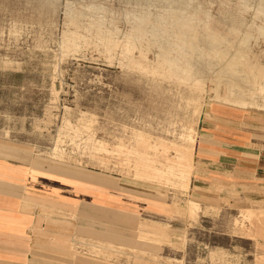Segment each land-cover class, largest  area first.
Returning <instances> with one entry per match:
<instances>
[{
    "label": "rangeland",
    "instance_id": "1",
    "mask_svg": "<svg viewBox=\"0 0 264 264\" xmlns=\"http://www.w3.org/2000/svg\"><path fill=\"white\" fill-rule=\"evenodd\" d=\"M260 1L248 0V10L239 13L240 0H0L1 166L25 172L42 166L47 171L56 168L106 176L142 192L149 202L140 227L145 238L124 242L96 236L95 245L102 248V252L92 250L96 261L264 264V178L257 187L259 182L249 168L258 156L264 159V114L246 117V126L225 122L219 117L236 119L239 114L216 106L210 85L195 112L196 95L183 88L129 71L92 46L66 52L60 42L72 28L68 29L65 12L69 7L84 11L89 5H102L118 18L126 11L150 7L161 13L189 5L197 22L210 14L225 24L240 17L248 27L260 25L254 16ZM117 26L124 30L120 19ZM249 47L250 55L264 65V40H252ZM203 118L215 127L228 148L224 149L234 151L232 167L241 169L210 174L213 184L202 193L206 198L196 199L189 188L181 192L136 179L133 163H125L111 151L133 146L141 133L152 143H181L180 134L188 126L197 137ZM94 142L107 145L108 152L93 151ZM188 201L199 203L195 216L186 213ZM246 212L255 214L258 221L244 219ZM157 230L165 236H157Z\"/></svg>",
    "mask_w": 264,
    "mask_h": 264
},
{
    "label": "bare ground",
    "instance_id": "2",
    "mask_svg": "<svg viewBox=\"0 0 264 264\" xmlns=\"http://www.w3.org/2000/svg\"><path fill=\"white\" fill-rule=\"evenodd\" d=\"M189 7L169 8L161 13H155L149 7L126 11L117 15L118 18L109 15L110 12L102 5H89L84 11L69 7L65 12V22L68 29H72L62 34L60 43L66 52L92 46L129 71L149 77L153 82H168L183 88L196 95L195 112L200 110V97L207 93L210 85L212 102L238 113L232 123L246 126V117L264 114V65L256 55H250L249 47L252 40L259 37L264 40V0L254 11L260 25L248 27L240 17L225 24L210 14L197 22L196 14L189 12ZM248 8V0H240L237 11L246 12ZM119 19L124 24L123 31L117 26ZM179 139L181 143H152L141 133L136 135L133 146H117L111 151L125 163H133V177L136 179L185 191L192 176L196 141L194 128H185ZM92 149L108 152L107 145L101 142H94ZM170 152H173L172 156ZM199 209L198 203L187 202L186 212L191 216H195ZM243 216L244 219L258 221L252 212ZM95 251L100 252V249Z\"/></svg>",
    "mask_w": 264,
    "mask_h": 264
},
{
    "label": "crops",
    "instance_id": "3",
    "mask_svg": "<svg viewBox=\"0 0 264 264\" xmlns=\"http://www.w3.org/2000/svg\"><path fill=\"white\" fill-rule=\"evenodd\" d=\"M217 134L208 119L200 120L193 157L196 169L188 186L196 199L207 197L202 193L213 184L210 174L241 172L231 165L234 151H226ZM252 164L250 173L259 182L264 178V159L260 155ZM1 165L0 264H105L91 254L102 252L95 246L96 236L124 242L145 238L140 227L149 202L142 192L96 174L56 168L49 172L42 166L25 172ZM156 233L165 236L162 230ZM81 246L88 252H81Z\"/></svg>",
    "mask_w": 264,
    "mask_h": 264
}]
</instances>
